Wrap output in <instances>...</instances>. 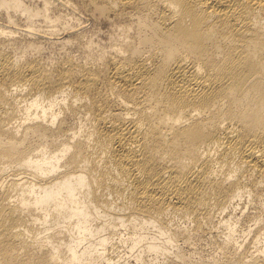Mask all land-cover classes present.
<instances>
[{
	"label": "bare ground",
	"instance_id": "obj_1",
	"mask_svg": "<svg viewBox=\"0 0 264 264\" xmlns=\"http://www.w3.org/2000/svg\"><path fill=\"white\" fill-rule=\"evenodd\" d=\"M159 258L264 264V0H0V264Z\"/></svg>",
	"mask_w": 264,
	"mask_h": 264
},
{
	"label": "rangeland",
	"instance_id": "obj_2",
	"mask_svg": "<svg viewBox=\"0 0 264 264\" xmlns=\"http://www.w3.org/2000/svg\"><path fill=\"white\" fill-rule=\"evenodd\" d=\"M25 1L34 2L35 0H25ZM77 18H79V21H81L79 26L81 27L82 32L83 34H85V36L91 37L94 40L99 41V42H105L107 40V37L109 34V29H107V25L102 24V23H93L94 19L90 18L88 14H85V13L80 16H77ZM43 45L45 49L43 51V54L51 55L52 57H58L62 55L63 51L66 49L72 51L74 54L77 53L75 49L73 50L68 45H61L58 42L54 43L53 45H48L45 43H43ZM117 201L119 202L120 207L122 208L123 207L122 200H119L118 198ZM238 207L240 208V205L236 207L237 211L239 210ZM164 220L165 222L168 221L169 223L168 225L172 228H177L182 225H186V226L192 225V222L190 221L189 216L180 214L179 212L174 211V210L168 211V213L165 214ZM209 236H210V232L208 234V231L204 229L202 232L201 231L197 232L196 238L194 240L184 243L182 246L185 249L197 247L198 250L201 252V254H203L205 257L207 253H210V251L212 252L213 250L209 242H207L206 240V237H209ZM115 238L116 236L113 237V239ZM115 250L122 251L123 248L121 246H118ZM114 254L116 255V253ZM214 254H216L217 256L219 255L217 253H214ZM132 263H134L133 260H132ZM143 264H176V262H170L169 259H166V258H159L157 260L145 259V262Z\"/></svg>",
	"mask_w": 264,
	"mask_h": 264
}]
</instances>
